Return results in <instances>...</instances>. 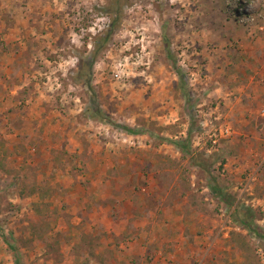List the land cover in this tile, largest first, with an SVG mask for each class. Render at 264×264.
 Segmentation results:
<instances>
[{
  "label": "rangeland",
  "instance_id": "374dc122",
  "mask_svg": "<svg viewBox=\"0 0 264 264\" xmlns=\"http://www.w3.org/2000/svg\"><path fill=\"white\" fill-rule=\"evenodd\" d=\"M263 112L264 0H0V264H91L131 189L191 264H264Z\"/></svg>",
  "mask_w": 264,
  "mask_h": 264
},
{
  "label": "crops",
  "instance_id": "0c3cea01",
  "mask_svg": "<svg viewBox=\"0 0 264 264\" xmlns=\"http://www.w3.org/2000/svg\"><path fill=\"white\" fill-rule=\"evenodd\" d=\"M153 195L154 193L150 190L144 197L139 196L132 189L125 193L117 191L110 196L112 204H114L112 208L111 206L99 207V215H103V219L86 228L93 230L98 235L107 232L112 236V240L96 241L95 255L89 257L91 264L192 263L190 258L192 246L178 242L175 238L169 240V226L165 222V217L162 218V215L158 214L161 211L164 212L166 207L162 208L160 195L158 198H154ZM90 196L92 194L88 195V197ZM141 199L147 204L141 203L139 201ZM98 201L99 198L97 200L92 198V203H86L90 207H94ZM91 210L93 211L92 208ZM113 211L117 218L110 217V213ZM107 221L108 223H106ZM181 223V220H177L174 225L178 226ZM124 232L126 240L120 239ZM176 252H180L178 256Z\"/></svg>",
  "mask_w": 264,
  "mask_h": 264
},
{
  "label": "trees",
  "instance_id": "16d2710c",
  "mask_svg": "<svg viewBox=\"0 0 264 264\" xmlns=\"http://www.w3.org/2000/svg\"><path fill=\"white\" fill-rule=\"evenodd\" d=\"M108 14L109 15H112V13L111 12H108ZM118 23H119V17H118V14L117 13H114V16H113V18H112V21H111V23H110V30L108 31V33L105 35V38H103L102 40H100V43H106L109 39H110V37H111V35H112V32H113V30L115 29V27L118 25ZM167 58H168V60H169V62H170V64H171V66H172V68H173V70L177 73V75H179V77H181V74H180V72H178L179 70H178V67H177V65H176V63H175V61H174V59H173V57H172V55L170 54V52L168 51V53H167ZM182 79V78H181ZM89 89H91V86L89 85ZM89 92H90V90H89ZM184 98L186 99V101H188V99H189V95L187 94V92H184ZM93 115H94V117L98 120V121H100V122H103V123H107V124H111V122H109V121H107V122H105L106 121V119L105 118H103V117H101L100 116V112L99 111H97V110H94L93 111ZM112 125V124H111ZM123 131H125L126 133H129V134H133L135 131L134 130H131L130 128H121ZM189 135V134H188ZM172 144H173V146L175 147V148H180L182 151H184L185 149H183V144L181 143V142H177V141H175V142H172ZM216 192V191H215ZM220 193V192H219ZM220 196L223 198L224 197V195L223 194H221L220 193ZM240 224H241V226L243 227V229H245L249 234H251V235H253V236H256V237H259L260 238V235L258 234V231L256 230V228H255V226H254V223H253V221L250 219V218H247V220H243V221H241L240 222Z\"/></svg>",
  "mask_w": 264,
  "mask_h": 264
},
{
  "label": "built area",
  "instance_id": "2783aa9c",
  "mask_svg": "<svg viewBox=\"0 0 264 264\" xmlns=\"http://www.w3.org/2000/svg\"><path fill=\"white\" fill-rule=\"evenodd\" d=\"M263 117H264V112H263ZM225 133L228 135V134H229V131H228V130H226V131H225Z\"/></svg>",
  "mask_w": 264,
  "mask_h": 264
}]
</instances>
